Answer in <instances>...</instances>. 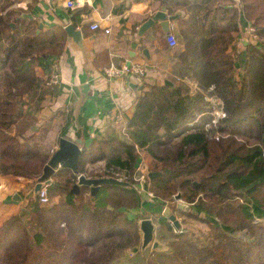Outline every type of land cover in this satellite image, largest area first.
Listing matches in <instances>:
<instances>
[{
    "label": "trees",
    "instance_id": "16d2710c",
    "mask_svg": "<svg viewBox=\"0 0 264 264\" xmlns=\"http://www.w3.org/2000/svg\"><path fill=\"white\" fill-rule=\"evenodd\" d=\"M239 2L260 42L246 51L240 79L234 47L228 51L239 33L237 11L214 24L199 54L184 56L188 67L190 61L199 66L195 76L201 89L211 88L207 94L222 103L224 116L216 125L203 92L190 93L178 83H144L124 133L94 137L82 146L77 165V173L88 178L111 177L131 186L101 185L92 195L83 185L75 194L77 175L55 174L45 203L38 196L28 198L38 232L30 238L17 214L1 223L0 264H114L127 248L137 250L142 215L129 213L141 198L132 187L140 151L154 162L149 172H161L152 179L146 174L145 188L153 197L144 198L165 204L179 191L188 204L187 211H177L183 227L159 217L172 243L168 251L152 250L147 264H264V0ZM22 13L15 0H0V176L33 181L51 153L33 134L23 137L17 125L26 122L31 128L38 122L33 113L43 109L40 87L55 95L57 85L49 80L66 32L39 29ZM35 66L45 79L35 74ZM69 111L59 113L62 131L70 124ZM206 123L213 125L206 129ZM42 129L47 128L35 131ZM97 163L99 170L90 168ZM195 223L204 229L188 227Z\"/></svg>",
    "mask_w": 264,
    "mask_h": 264
},
{
    "label": "crops",
    "instance_id": "0c3cea01",
    "mask_svg": "<svg viewBox=\"0 0 264 264\" xmlns=\"http://www.w3.org/2000/svg\"><path fill=\"white\" fill-rule=\"evenodd\" d=\"M67 1L15 0V6L23 10V17L36 22L39 29H64L71 24L81 32V47L66 33L62 52L56 59L59 76L57 91L55 95H49L51 103L38 115L35 114L39 117L38 126H44L42 113L47 118L51 117L57 127L53 132L54 136L58 130L57 142L60 137L80 140L81 149L94 137L113 130L123 133L144 83L161 82L163 85L174 86L177 84L174 73L177 65L183 64L187 70L193 69L191 67L195 63L190 61L191 66L188 67L184 56L201 52L203 39L218 20L229 17L232 12H238L239 33L228 48L230 52L234 47L235 72L242 68L246 51L260 44L248 32L251 22L244 18L239 0H73L72 8L66 7ZM157 10H162L170 18L168 33L175 37V46L168 44V33L162 30L159 22L138 35L142 23ZM74 16L78 19L77 25L73 23ZM92 23H97L98 28L91 29ZM105 28L109 29L108 33L104 32ZM132 42L136 43L133 48ZM126 60L144 67L143 79L133 75L108 79L101 73L102 68L107 66L105 62L119 64ZM191 83L198 89L196 81ZM205 100L219 102L211 96H206ZM68 110L70 124L62 131L63 122L59 113ZM116 117L120 118V125L115 123ZM57 147L58 144L52 151ZM60 170L58 168L54 173L57 174ZM16 179L12 175L0 176V225L6 215L18 213L9 211L17 205V200L12 198L14 190L18 188ZM165 206L168 205L151 203L141 196L138 208L130 211L129 216L141 214L140 219H151L147 209L162 212ZM6 211L9 213L6 214ZM20 211L24 209L21 208ZM158 225L160 226L159 223Z\"/></svg>",
    "mask_w": 264,
    "mask_h": 264
},
{
    "label": "rangeland",
    "instance_id": "374dc122",
    "mask_svg": "<svg viewBox=\"0 0 264 264\" xmlns=\"http://www.w3.org/2000/svg\"><path fill=\"white\" fill-rule=\"evenodd\" d=\"M11 24H13V23H11ZM12 28H14V24H13ZM257 41H258V38H257ZM261 44H262V46H261L262 50L261 51H264V42H262ZM198 67H199L198 65L196 67V64H193L192 67H191L193 69H189L188 68V70H187V67H185L183 64L177 65L176 68L174 69L175 76L177 77V78H175V82L178 83V84L183 85V87H188L190 93H195L196 91H201L206 96H210L207 93H209L212 89L210 88L211 89L210 90L208 88V90L205 89L203 91L201 89V87L199 86V84H198L197 77L195 76V73L198 72V70H199ZM34 72L39 78H42V79L46 78V75L43 73V70L41 69V67L35 66L34 67ZM241 75H242V71L241 72H237V79H240ZM193 81L197 82V88L198 89L194 88L193 84L191 83ZM47 89L45 88V90H44L43 87H40V89L38 90L39 93L42 92V91L44 93L43 94V100H42V102H40L41 106H43V109L45 107H47V105H49L51 103V101H52L51 97L49 96V95H51V93ZM45 96H47V97L45 98ZM211 97L216 98L215 96H211ZM22 98H23L24 102L28 101L29 95L25 94ZM216 99H218V98H216ZM208 103H209V105L211 106V108L213 110L212 111L213 114L211 113L213 116H215L214 115V114H216L215 112H219V114L221 113V111H222L221 110L222 109L221 108L222 107V103H221L220 100H219V102L210 100V102H208ZM22 109L26 110V105H23ZM38 113L39 112H34L33 114L38 115ZM41 115H42V117L44 119L43 125L47 129H42V130H39L38 132L35 131L34 129L36 127H38V125H39L38 122L34 125V127H31V128H27V125L25 124L26 122H22L24 124L19 123L17 126H18V128H22L21 131H23L22 132L23 133V137L27 138L28 136L33 134V136L35 138L41 139V146L43 148H45L46 150H48V148H49V152L52 155V153H53L52 150L54 149V146H57V144H58V142H57V134H56L58 132V130L55 132L56 136H54L53 132L55 131V129L57 127L51 121V117L47 118V116H45V113H42ZM216 115H218V113ZM213 120H215V122H217L219 119H217V117H213ZM212 122H214V121H212ZM213 124H215V123H213ZM213 124L212 123L211 124L206 123V125H205L206 129H210L212 127L211 125H213ZM17 126L16 125L12 126V128L10 129V133H12V134L14 133L15 134V130H16ZM211 134H212V132H211ZM19 138L21 140L23 139L20 136H19ZM51 138H53V139L51 140ZM140 154H141L140 161H142L141 163H139L140 165L138 164L139 167L141 168V171H142L140 173H146L147 174L149 172V170H151L153 168V166H155L154 162L151 160L150 156H148L143 151H140ZM90 168H92L94 171H97L100 168V163L99 164L98 163L94 164L93 166H90ZM61 172H66L67 174H72V171L70 169H68V168H61L60 173ZM55 174L56 173L51 175L50 182H51L52 178L55 176ZM14 179H16V178L14 177ZM36 181H37V179L33 180V181H28L27 178L17 177L16 182H17V187L18 188L16 190H14L13 195L15 194V192H17V193H19L18 196L20 195L23 198L20 197V200L17 201V205L14 206L13 208L9 209V211L12 210L14 212H18V213H16L17 215H19V212H20L19 216H20V218H21V220H22V222H23V224H24V226L26 228L27 234H28V236L30 238L32 237V235L34 233L38 232V227H37L36 222H35V216L31 212L30 208L27 206L28 198L31 197V196L32 197H36V196H34V194L32 192L33 189H34L33 185L35 184ZM76 182H77V178H76ZM138 186H139V182L137 181V182H135V184L132 187H133V189L136 190ZM87 190L89 191V189H87ZM143 196H145V195H143ZM7 199H9V197ZM165 204H167L171 208L172 212L175 214L176 219L179 221V226L178 227L180 228V227L185 226L184 223H182V219H181V216L179 215V212H177L179 210H177L175 208L174 199L172 198V201L166 202ZM21 208H23L24 211L21 212L20 211ZM157 208H159V207H157ZM9 211H6V214L9 213ZM147 211H149V215L152 216L151 219L153 220L154 225L156 226L155 227V232H154V235H153V240H157V241H159L162 244L163 247L161 249H159V250H167L168 251V248H169V246L172 243V238H171V235L169 234V232L166 229H163V227L161 225L160 226L158 225L159 217L163 216L162 212H159V211L156 212V211H153V210H150V209H147ZM262 214L264 215V213H262ZM8 216L9 215H6V217H8ZM213 220L216 221L215 219H213ZM255 222H257V220H255ZM188 227L189 228L190 227L197 228V229L201 228V230L204 229L203 225L197 224V223L192 224L191 226L189 225ZM237 235H242V237L244 239L248 238V235L245 232H237ZM140 249H141V235H140V244L138 246V249L137 250H133L132 248H127L126 251H125V254H123L118 261L114 262V264H147L146 259L148 258L150 252L152 250H154V249H152L151 246L147 247L144 251H141Z\"/></svg>",
    "mask_w": 264,
    "mask_h": 264
},
{
    "label": "water",
    "instance_id": "95a60500",
    "mask_svg": "<svg viewBox=\"0 0 264 264\" xmlns=\"http://www.w3.org/2000/svg\"><path fill=\"white\" fill-rule=\"evenodd\" d=\"M25 16V15H24ZM28 17H31L28 15ZM169 17L162 10H157L154 12L145 22L142 23L138 30V35H142L148 28L153 26L156 22H159L162 30L168 33V21ZM13 27V24H11ZM68 37L73 40L78 46H82V36L79 30H76L73 25L68 24L64 27ZM136 43L132 42V48L135 47ZM157 85H163L161 82L157 83ZM86 86H84L85 88ZM80 140H69L65 137H60L58 141L57 149L52 153L48 162L44 165L41 175L38 177L35 182L33 194L37 196L40 188L44 185H48L50 183V177L58 168H68L74 174L77 175V182L73 184L71 192L78 193L80 186H88L90 188V192L92 195L96 193L101 185H116L121 187H130L131 184L126 181H122L119 179L111 178V177H102V178H88L83 174L77 173V165L78 158L81 153L80 148ZM160 171L149 172L147 174L149 179H152L158 175H160ZM13 200H20V196L18 194L13 195ZM175 208L180 211H187L188 204L181 200V194L178 191L174 197ZM162 215L172 224L178 228L179 221L176 219L174 213L172 212L169 206H165L162 210ZM139 231L141 235V251H144L147 247L151 246L154 250H159L163 246L157 241L153 240L155 226L150 218L140 219L138 222Z\"/></svg>",
    "mask_w": 264,
    "mask_h": 264
},
{
    "label": "built area",
    "instance_id": "2783aa9c",
    "mask_svg": "<svg viewBox=\"0 0 264 264\" xmlns=\"http://www.w3.org/2000/svg\"><path fill=\"white\" fill-rule=\"evenodd\" d=\"M73 6H74L73 0H68L66 2V7L72 8ZM90 27H91V29H96V28H98V24L92 23L90 25ZM104 32L108 33L109 29L105 28ZM248 32L251 35L252 39L257 40L256 31H255V28L253 27L252 24H250L248 26ZM166 40L168 41V44L170 46H175L176 40L172 34L168 33L166 35ZM101 73L108 79H112V78H116V77H122V76H129V75H133V76H136L140 79H143L144 75H145V70H144V67L137 62L126 60V61H123L119 64H115L114 62L111 61L107 66L102 68ZM58 80H59V76H58V71H57V65L53 64L52 65V74H51V78L49 80V83L52 85H57L59 82ZM215 113L216 114L218 113V115L214 114L215 115L214 117H217V119L219 117L224 116L223 111H221L220 114H219V112H215ZM212 114H213V112H212ZM212 121H214L212 123H215V120L212 119ZM115 123H117L118 125L121 124L119 117L115 118ZM123 133H124V131H123ZM139 165L137 166V168L135 169V171L133 173V180L135 182H137V181L139 182V186L137 187L136 191L138 192V194L140 196L145 195V196L152 198L153 194L145 188V182L147 179L146 173H140L142 171H141V168L139 167ZM47 186L48 185L42 186L40 188L39 192L37 193V196L39 197V200L42 203H45L47 201V196H46Z\"/></svg>",
    "mask_w": 264,
    "mask_h": 264
}]
</instances>
